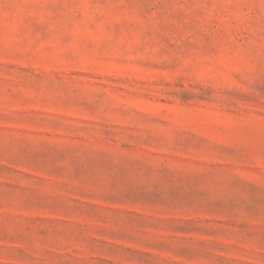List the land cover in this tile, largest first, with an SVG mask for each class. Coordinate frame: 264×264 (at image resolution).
Returning <instances> with one entry per match:
<instances>
[{"label": "rangeland", "instance_id": "rangeland-1", "mask_svg": "<svg viewBox=\"0 0 264 264\" xmlns=\"http://www.w3.org/2000/svg\"><path fill=\"white\" fill-rule=\"evenodd\" d=\"M0 264H264V0H0Z\"/></svg>", "mask_w": 264, "mask_h": 264}]
</instances>
